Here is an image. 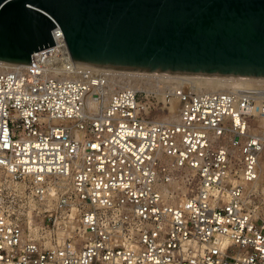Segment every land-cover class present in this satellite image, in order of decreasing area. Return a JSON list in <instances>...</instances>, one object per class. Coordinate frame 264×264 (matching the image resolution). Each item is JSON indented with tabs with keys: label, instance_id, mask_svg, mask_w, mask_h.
Listing matches in <instances>:
<instances>
[{
	"label": "built area",
	"instance_id": "2783aa9c",
	"mask_svg": "<svg viewBox=\"0 0 264 264\" xmlns=\"http://www.w3.org/2000/svg\"><path fill=\"white\" fill-rule=\"evenodd\" d=\"M52 35L0 63V264H264V82L86 67Z\"/></svg>",
	"mask_w": 264,
	"mask_h": 264
},
{
	"label": "water",
	"instance_id": "95a60500",
	"mask_svg": "<svg viewBox=\"0 0 264 264\" xmlns=\"http://www.w3.org/2000/svg\"><path fill=\"white\" fill-rule=\"evenodd\" d=\"M56 26L82 66L264 80V0H0V62L31 65Z\"/></svg>",
	"mask_w": 264,
	"mask_h": 264
},
{
	"label": "bare ground",
	"instance_id": "6f19581e",
	"mask_svg": "<svg viewBox=\"0 0 264 264\" xmlns=\"http://www.w3.org/2000/svg\"><path fill=\"white\" fill-rule=\"evenodd\" d=\"M1 63V62H0ZM8 66L10 64H5ZM169 77L178 78H187L192 81H196L200 89L205 91H220L226 90L230 87H242L243 85L250 84L253 82H264V80H254V79H245V78H222V77H206V76H187V75H166ZM178 101L174 100L172 106L169 109V115L165 118L168 121L175 122L178 120ZM259 121L264 122V118ZM259 184V183H258Z\"/></svg>",
	"mask_w": 264,
	"mask_h": 264
},
{
	"label": "rangeland",
	"instance_id": "374dc122",
	"mask_svg": "<svg viewBox=\"0 0 264 264\" xmlns=\"http://www.w3.org/2000/svg\"><path fill=\"white\" fill-rule=\"evenodd\" d=\"M168 113H166V116H168ZM253 130L254 133H263L264 132V122L262 121H254L253 123ZM260 168H261V173H260V180H259V187L262 190V193L259 192L260 198L258 201H256V204L253 205V209L256 210L258 213L263 214L264 213V151L261 154L260 157Z\"/></svg>",
	"mask_w": 264,
	"mask_h": 264
}]
</instances>
